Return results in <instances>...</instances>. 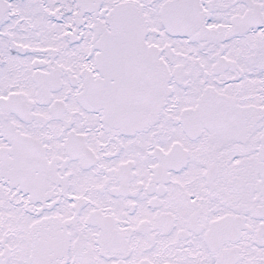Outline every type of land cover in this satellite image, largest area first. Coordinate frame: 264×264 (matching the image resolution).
Segmentation results:
<instances>
[{"label":"snow or ice","instance_id":"obj_1","mask_svg":"<svg viewBox=\"0 0 264 264\" xmlns=\"http://www.w3.org/2000/svg\"><path fill=\"white\" fill-rule=\"evenodd\" d=\"M0 264H264V0H0Z\"/></svg>","mask_w":264,"mask_h":264}]
</instances>
